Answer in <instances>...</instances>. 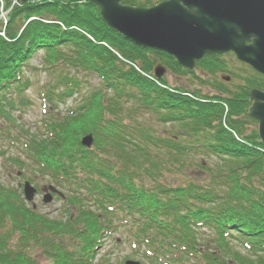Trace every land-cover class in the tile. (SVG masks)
Here are the masks:
<instances>
[{
  "label": "trees",
  "instance_id": "trees-1",
  "mask_svg": "<svg viewBox=\"0 0 264 264\" xmlns=\"http://www.w3.org/2000/svg\"><path fill=\"white\" fill-rule=\"evenodd\" d=\"M4 3L5 9L11 5ZM7 19L0 34V114L12 119L6 108L15 101L8 95L27 87L24 68L38 51L55 78L49 98L64 100L76 92L81 100L71 114L52 115L50 136H27L26 143L39 171L59 184L65 180L73 191L66 199L75 212L65 220L49 218L18 187L0 184V264H41L36 249L46 264H92L103 235L126 219L137 225L135 240L147 245L144 255L153 264L192 258L264 264V141L248 115L250 90H264V76L245 65L250 71L235 75L240 83L228 75L216 78L215 93L189 82L170 86L164 77L155 80L158 63L204 84L209 81L196 68L210 76L229 68L225 55H207L190 70L165 52L137 46L87 0H19ZM84 75L99 78V85L87 89ZM60 86L64 90L56 92ZM145 114L175 131L156 132L143 123ZM90 132L95 143L88 149L81 138ZM199 152L221 160L215 166L197 163L209 181L161 180L172 168L188 169L187 157ZM203 230L213 237L208 246L214 250L202 246Z\"/></svg>",
  "mask_w": 264,
  "mask_h": 264
},
{
  "label": "rangeland",
  "instance_id": "rangeland-1",
  "mask_svg": "<svg viewBox=\"0 0 264 264\" xmlns=\"http://www.w3.org/2000/svg\"><path fill=\"white\" fill-rule=\"evenodd\" d=\"M7 13L8 11L6 10L1 14L0 22L5 20ZM42 57L43 51H38L33 55L30 59L29 67L24 68L25 78L29 81L27 87L21 92L18 90H15L14 93L12 92V98L16 102V106L6 109V113L10 115L12 119L0 114V184L5 187H18L21 190L20 183H23L25 179L31 180L32 184L37 187L56 182L51 174L40 172L37 165L27 156L25 145L27 136L41 134L50 136L49 124L51 123L52 115L64 117L71 114L81 100V95H76V92L72 93L64 100H61L58 95L54 96V100L58 103H53L45 99L44 92L48 88V85L51 86V84L54 83V76L49 69H45ZM224 58L228 64L229 72L220 71L215 76H210L207 75L205 71H202L201 67L196 68V72L204 78V82L209 81V83L206 84L199 83V81L197 83V81L187 77L179 78L169 71H166L162 76H164L170 86H177L181 83L189 82L192 88H199L203 93H215L216 87L213 84L216 83V78L223 79L222 77L228 75L233 83H240L241 80L235 75H243V73H247L251 69L238 61L233 54H227ZM83 78L87 80V84H85L87 89L99 85L100 79L97 77L84 75ZM211 83L212 85H209ZM59 121H61V119H59L58 122ZM142 121L151 129L153 128V130L165 136L176 129V126L170 123H163L155 115H142ZM187 158L186 162L190 164L188 169L177 170L176 168H172L173 171L170 173L165 171V176L161 177V180L164 179L165 182L170 181L175 184L184 180L202 183L207 182L210 180L208 172L198 168L197 163L203 161L215 166L221 161L219 157L205 155L202 152L194 153ZM19 170L22 171L21 175H18ZM65 185L66 183L64 180L62 184H60L61 190L64 193L71 194L73 191H67L68 188H66ZM66 202L67 201L64 202V199L58 196L55 197L52 202L46 204L43 202V196L39 194L35 197L32 204L36 205V209L39 212L54 219L63 218L66 217L67 213L75 212V207ZM119 217H121V215H119ZM136 226L137 225H135L131 219H126L122 222H118L116 228L113 229L110 234H104L102 243L99 244V248L95 250L92 255V264H125L129 260L139 262V264H153L152 261L144 255L147 245L141 244L140 242L138 243L135 240V232L139 230L136 229ZM200 233L199 238L203 241L202 246L214 250V248L208 246L211 239H213L210 232L203 230ZM238 248L239 247H233V249L236 250H238ZM33 254L41 264H46V258L42 255L41 250L36 249ZM204 263L205 261L203 260L196 262V258L186 261V264Z\"/></svg>",
  "mask_w": 264,
  "mask_h": 264
},
{
  "label": "water",
  "instance_id": "water-1",
  "mask_svg": "<svg viewBox=\"0 0 264 264\" xmlns=\"http://www.w3.org/2000/svg\"><path fill=\"white\" fill-rule=\"evenodd\" d=\"M100 7L107 24L136 45L173 55L180 65L193 69L206 54L233 52L237 59L264 75V0H163L151 7L122 4L123 0H90ZM166 68L157 65L161 77ZM248 114L258 121L264 140V91L253 88ZM91 147L93 136L83 138ZM45 191L57 192L53 186ZM36 189L26 182L28 201ZM47 192L44 201L50 202ZM126 264H139L129 260Z\"/></svg>",
  "mask_w": 264,
  "mask_h": 264
}]
</instances>
